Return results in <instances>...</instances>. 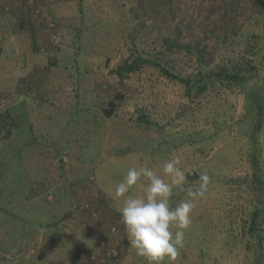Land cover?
<instances>
[{
	"label": "rangeland",
	"instance_id": "374dc122",
	"mask_svg": "<svg viewBox=\"0 0 264 264\" xmlns=\"http://www.w3.org/2000/svg\"><path fill=\"white\" fill-rule=\"evenodd\" d=\"M49 3L45 66L30 77L9 48L0 53V264H148L127 239L114 189L130 168L162 175L175 157L188 183L173 189V207L202 173L211 183L184 247L163 264H264V218L259 253L248 229L264 205V179L249 183L253 156L264 174V6L25 0L42 17ZM137 56L151 64L114 72ZM153 62L193 83L228 74L187 93Z\"/></svg>",
	"mask_w": 264,
	"mask_h": 264
},
{
	"label": "clouds",
	"instance_id": "9594fccd",
	"mask_svg": "<svg viewBox=\"0 0 264 264\" xmlns=\"http://www.w3.org/2000/svg\"><path fill=\"white\" fill-rule=\"evenodd\" d=\"M181 163L179 157L165 160L162 175L150 167L130 168L114 189V199L122 200L120 221L127 239L148 264H163L166 257L169 261L177 258L185 245V230L191 226L195 204L211 183V177L202 173L198 185L187 190L185 198L173 207V189L184 190L188 183ZM142 178L146 180L142 193L132 194Z\"/></svg>",
	"mask_w": 264,
	"mask_h": 264
},
{
	"label": "crops",
	"instance_id": "0c3cea01",
	"mask_svg": "<svg viewBox=\"0 0 264 264\" xmlns=\"http://www.w3.org/2000/svg\"><path fill=\"white\" fill-rule=\"evenodd\" d=\"M49 4L46 11L48 15L44 13L45 17H42L34 14L31 8L25 5V0H0V53L4 48H9L14 53L12 59L17 58L18 65L27 70L25 75L28 76V73L33 71L30 77L35 70H41L45 66V63L41 62L43 57L46 58L48 53H52L49 50L46 51V47L42 48L47 46V20L56 13L52 9L53 4ZM56 9H59V5ZM57 15L61 16V14ZM25 40L27 45L30 43L31 46L34 45L32 49L30 46L27 47ZM40 79L43 80V78ZM29 81L35 86L42 85L37 78ZM33 193L36 196V190ZM21 252L23 253V250Z\"/></svg>",
	"mask_w": 264,
	"mask_h": 264
},
{
	"label": "trees",
	"instance_id": "16d2710c",
	"mask_svg": "<svg viewBox=\"0 0 264 264\" xmlns=\"http://www.w3.org/2000/svg\"><path fill=\"white\" fill-rule=\"evenodd\" d=\"M255 1L258 4L264 6V0H255ZM143 64H151V60L148 58H144L142 56H137L133 59L125 60L123 64H120L116 67L114 72L116 74H118L119 76H122V74L124 72H133ZM153 64L158 66L165 76L173 78V79H178L179 81H182L185 84L187 93H189L192 89H195L196 93L203 92L208 85L218 83V82H221L224 79H226V76L228 74L224 69H221L218 72L213 73V74L210 73V71H209L201 79H195L194 83H193V82H190V79L181 78L177 75L172 74L171 71H168L167 69L161 67L160 65H158L154 62H153ZM233 69L237 70L238 72H241L243 70V68L240 66L234 67ZM229 77H231L233 79L239 78V76L236 73L229 74ZM110 104L112 105V108H113L114 102L110 101ZM104 111L106 113V116H110L111 111H113V110L111 109V107L110 108L108 107V108H104ZM0 128H1V118H0ZM252 164L254 166V173L252 175L251 182H249V183L253 187V184L257 179H260L261 181H263L264 174L263 175L261 174L262 171L260 169L259 164H257L254 156L252 157ZM259 218H260V221H258ZM262 218H264V205H262L261 207H256L254 209L252 220H251V225L248 228L250 230L251 234L255 237L254 242H253V246L255 248L254 251L256 253L260 252L262 238H263L260 231L256 230V228H257L256 226L261 224L260 222H261V220H263ZM258 222H259V224H258ZM256 234H257V236H255Z\"/></svg>",
	"mask_w": 264,
	"mask_h": 264
}]
</instances>
